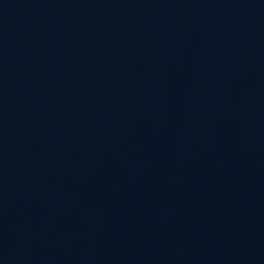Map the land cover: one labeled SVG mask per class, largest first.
<instances>
[{"label": "water", "instance_id": "95a60500", "mask_svg": "<svg viewBox=\"0 0 264 264\" xmlns=\"http://www.w3.org/2000/svg\"><path fill=\"white\" fill-rule=\"evenodd\" d=\"M0 264H264V0H0Z\"/></svg>", "mask_w": 264, "mask_h": 264}]
</instances>
